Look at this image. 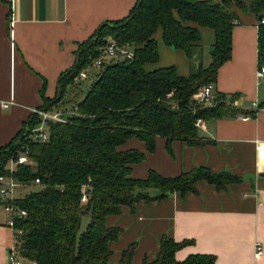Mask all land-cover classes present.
Wrapping results in <instances>:
<instances>
[{"label": "trees", "instance_id": "trees-1", "mask_svg": "<svg viewBox=\"0 0 264 264\" xmlns=\"http://www.w3.org/2000/svg\"><path fill=\"white\" fill-rule=\"evenodd\" d=\"M264 19V0H137L130 14L117 21L103 22L80 45L74 65L62 73L54 98H44L41 110L59 111L65 122H49L47 141H34L30 130L40 120L32 119L6 147L0 149V175L11 174L21 184L35 188L12 200L27 216L16 220L23 229L17 238L19 255L33 264H111L110 244L118 240L120 229L106 224L110 215L124 207L134 209L140 201L159 200L173 192L195 191L198 180L218 189L239 178L195 167L178 176L165 177L150 170L145 179L131 176V165L144 159L136 150H120L130 139L155 149V139L199 145L204 141L195 124L198 118H221L233 114L226 98L213 93L211 104L197 103L193 95L203 85L216 82L218 68L231 57L232 28L240 23L239 13ZM259 19L258 61L264 62V23ZM214 32L210 62L203 65L200 29ZM161 30L165 45L182 50L190 63L188 75H179L174 65L148 69L158 61L154 38ZM128 46L131 58L103 64L89 89L73 92L74 80L99 55L105 38ZM71 102L68 109L53 110ZM66 107V108H67ZM70 109V110H69ZM37 116H39L37 114ZM27 164H18L10 173L7 165L26 152ZM35 179L40 183L36 184ZM151 189L159 191L152 195ZM83 191L88 200L81 202ZM90 219L81 230L82 217ZM188 241L161 237L152 261L141 264H214L212 254H192L183 261L175 253ZM135 243L130 244L117 264H134Z\"/></svg>", "mask_w": 264, "mask_h": 264}, {"label": "crops", "instance_id": "crops-1", "mask_svg": "<svg viewBox=\"0 0 264 264\" xmlns=\"http://www.w3.org/2000/svg\"><path fill=\"white\" fill-rule=\"evenodd\" d=\"M136 1L0 0V149L21 133L33 115L41 120L33 110L43 106L44 98L56 96L59 78L74 65L80 45L103 22L127 17ZM238 13L231 57L218 68L213 88V93L236 97L229 102L234 113L203 119L198 128L204 142L199 145L175 140L169 152L166 140L158 136L152 152L138 139L128 140L119 149L144 153L142 161L131 165V176L137 179H145L150 170L174 177L206 167L213 173L232 174L239 181L218 189L198 180L194 192L140 201L133 210L124 207L120 214L108 216L107 226L120 229L118 240L110 244L111 264L119 263L122 251L132 243L134 264L154 260L163 236L188 241L176 251L178 261L192 254H212L214 264H264V161L257 156V144L264 141V76L257 77L259 19ZM200 33L202 61L207 65L214 32L203 27ZM154 38L159 58L147 68L174 65L179 75H188L185 53L165 45L161 30ZM254 101L259 104L257 109L252 107ZM4 102L7 107L2 106ZM158 193L151 189L152 195ZM3 203L0 198V264H9L16 244L6 225ZM257 243L263 246L259 256L255 255Z\"/></svg>", "mask_w": 264, "mask_h": 264}, {"label": "built area", "instance_id": "built-area-1", "mask_svg": "<svg viewBox=\"0 0 264 264\" xmlns=\"http://www.w3.org/2000/svg\"><path fill=\"white\" fill-rule=\"evenodd\" d=\"M261 23H264V19H261ZM133 55L132 51L128 46H120L117 44L116 40L112 36L105 38V43L99 48V55L92 61V63L82 69L77 76V79H89L90 75L87 73L89 67H97L99 70L103 64L125 60L131 58ZM264 76V62L259 64L257 69V77L261 78ZM213 85L206 84L201 86L193 95L194 100L202 105L211 104L213 102L214 96L212 93ZM3 107H7L8 103H2ZM252 107L257 109L259 104L254 101L252 102ZM34 113L38 114L40 117V123L33 127L29 132V137L34 141H47L49 137V132L47 124L49 122H65L66 118L59 111H48L41 109H34ZM243 117L249 118V114H242ZM203 123L202 118L196 120V125L200 126ZM47 128V129H45ZM257 156L258 160L264 161V141H260L257 144ZM29 162V157L27 151L20 153L16 159H11L8 163V170L11 173L16 165L27 164ZM36 184L40 183L39 179H35ZM22 184L15 180L11 174L0 175V198L4 200L3 209L7 215L6 225L10 227L13 231L15 249L10 251L9 264H32L31 261L23 259L17 251V238L23 234V229L16 226V220L27 216V212L24 208L13 204L12 200L15 199V189L17 186ZM88 200V196L85 191L82 193L81 202L85 203ZM263 253V246L260 243L255 245V255H261Z\"/></svg>", "mask_w": 264, "mask_h": 264}, {"label": "rangeland", "instance_id": "rangeland-1", "mask_svg": "<svg viewBox=\"0 0 264 264\" xmlns=\"http://www.w3.org/2000/svg\"><path fill=\"white\" fill-rule=\"evenodd\" d=\"M206 51L204 52V56H205L204 58L205 59L208 58V53H206ZM205 63H207V60H205ZM87 73L90 75L89 79H81V80L75 79L73 81L74 82L73 89L75 88V90H72L73 92L78 91V90H82V91L86 92L89 89V87L91 86L92 82L95 80V77L98 75L99 68L89 67L87 69ZM64 101H65L64 104L61 103L60 105H57L56 107H54L53 110L68 109L69 105H71V102L69 100H67V98H65ZM45 129H47V128H45ZM34 188H35L34 185L22 184L21 187L16 190L15 194L19 197H23L27 192H29L30 190H32ZM89 219H90V214L89 213L84 214V216L82 217L81 230L85 229V227L87 226V223L89 222Z\"/></svg>", "mask_w": 264, "mask_h": 264}, {"label": "water", "instance_id": "water-1", "mask_svg": "<svg viewBox=\"0 0 264 264\" xmlns=\"http://www.w3.org/2000/svg\"><path fill=\"white\" fill-rule=\"evenodd\" d=\"M258 19H261V16H259Z\"/></svg>", "mask_w": 264, "mask_h": 264}]
</instances>
